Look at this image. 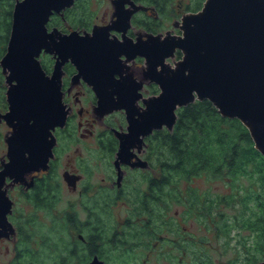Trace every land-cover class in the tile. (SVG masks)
<instances>
[{
	"label": "water",
	"instance_id": "water-1",
	"mask_svg": "<svg viewBox=\"0 0 264 264\" xmlns=\"http://www.w3.org/2000/svg\"><path fill=\"white\" fill-rule=\"evenodd\" d=\"M75 2L15 0L6 51L0 59L7 102V108L0 109V124L9 126L3 134L7 151L0 156V239H10L17 232L10 219L15 205L10 190L18 184L29 188L34 179L28 175L49 167L53 129L66 119L62 62L69 56L80 70L93 73L106 57L100 52L102 36L97 27L85 34L49 27L54 12L62 13ZM174 25L182 33H149L146 42H139V53L146 55V75L160 86L159 93L144 98V107L138 105L141 83L131 90L113 82L108 90L97 81L98 108L103 113L125 108L128 116V132L120 135L116 163L130 161L135 140L141 145L142 136L154 130L164 126L173 130L178 109L204 99L222 116L241 120L264 156V0H205L201 9L185 13ZM177 49L182 57L166 62ZM42 52H56L62 58L51 73L43 67ZM117 55L107 57L111 65L119 64ZM102 73L104 69L96 75ZM147 164L140 157L132 163ZM89 264L108 263L96 255Z\"/></svg>",
	"mask_w": 264,
	"mask_h": 264
},
{
	"label": "flooded vegetation",
	"instance_id": "flooded-vegetation-1",
	"mask_svg": "<svg viewBox=\"0 0 264 264\" xmlns=\"http://www.w3.org/2000/svg\"><path fill=\"white\" fill-rule=\"evenodd\" d=\"M77 1L71 7L77 6ZM196 2L199 0H82L79 3L81 8L78 23L74 21L76 14L71 7L52 15V28L58 27L65 33L76 29L82 34L92 33L94 27H97L102 36L100 52L106 57L99 62L101 66L93 73L80 70V66L78 67L69 56L62 62L61 92L67 116L62 125L53 129L55 145L49 167L28 175V178L34 179L29 188L18 184L11 190L17 189L35 205L51 209L56 204V199L61 197L62 188L81 195L85 213L81 224L78 223L77 211L65 210L71 225V242L75 244L80 241L88 253L87 261H79V264H89L96 255L103 259L101 251L106 243L103 229L110 227L107 219L110 212L105 213L108 206L111 210L119 203L125 204L130 214L135 208V203L142 205L143 202L152 201V179L164 178L166 181L168 175L165 162L163 166L153 164L154 136L159 130L168 129L166 126L142 136L141 145L135 140L134 145L130 147L133 153L130 161L116 163L119 159L117 152L121 143L120 135L128 132L127 112L125 108H119L103 113L98 108L100 97L96 87L105 85L104 88L111 90L115 82L135 90L136 85L141 83L138 88V105L144 107V98L159 93L160 86L146 75L149 71L146 55L139 53V42H146L149 33L168 30L175 34L182 33V29L175 26L174 22H178L187 12L201 9L203 4L196 8ZM171 20L172 26L167 27ZM116 53L119 64L111 65L107 57ZM58 54L41 53L40 59L48 73L53 72L58 61H62ZM181 57L182 51L177 49L175 56L167 57L166 62H173ZM103 69L104 73L96 75ZM158 69H161V66ZM97 81L100 82L98 85ZM162 148V151L165 150L166 145ZM137 157L146 160L148 164L132 165ZM37 197L42 199L41 205L36 203ZM128 220V227L131 228L133 222L129 217ZM13 223L16 226V235L0 240H11L14 256L17 257V245L21 240L22 230ZM114 233L116 234V231ZM155 245L157 246L156 243ZM94 249L97 251L91 254ZM70 254L78 255L77 249H71Z\"/></svg>",
	"mask_w": 264,
	"mask_h": 264
},
{
	"label": "rangeland",
	"instance_id": "rangeland-1",
	"mask_svg": "<svg viewBox=\"0 0 264 264\" xmlns=\"http://www.w3.org/2000/svg\"><path fill=\"white\" fill-rule=\"evenodd\" d=\"M171 22L166 26H172ZM8 128L5 122L0 124V156L7 151L3 134ZM154 151L167 152L159 147ZM153 164L159 165L156 157H153ZM61 174L62 170L59 171ZM176 186V190L184 194L189 189L195 190L199 195L195 198L208 205L211 213L202 214L198 208L192 211L184 195L175 197L168 207H155L156 216L151 211V214L143 213L140 203H135L130 214L125 204L119 203L111 210L108 206L105 213L110 212L107 215L110 227L103 229L106 243L101 251L108 264H258L264 260V233L259 234L249 225L261 212L255 193L251 192L254 199L250 201V208L236 203L237 196L248 194V187L253 190L257 186V190L264 192L259 178L252 179L248 175L221 178L204 172L190 182L181 180ZM165 191H169L168 187ZM10 194L16 200L11 220L22 230L21 241L17 245L22 260L36 261L35 264H79V261H87L88 253L82 243L74 242L77 247L70 240L71 225L65 213L66 209L75 210L79 216L78 223L84 221L82 197L78 192L71 193L62 188L61 197L56 199L52 209L35 205L17 189L11 190ZM166 198L165 204L168 203ZM128 217L133 222L131 228L128 227ZM73 248L77 249L78 255L70 254ZM200 252L204 255L203 263L198 261ZM14 253L11 240H0L2 264L13 263L16 259Z\"/></svg>",
	"mask_w": 264,
	"mask_h": 264
},
{
	"label": "trees",
	"instance_id": "trees-1",
	"mask_svg": "<svg viewBox=\"0 0 264 264\" xmlns=\"http://www.w3.org/2000/svg\"><path fill=\"white\" fill-rule=\"evenodd\" d=\"M81 1L78 0L77 6L70 8L76 14L74 16L76 23H78V18L80 19L79 11L81 6L79 3ZM203 1L199 0V2H196V8H200ZM14 4L15 0H0V59L6 51L12 26ZM49 24L52 25V18ZM5 90V78L0 66V109L2 110L7 108ZM177 112L178 118L173 130H159L154 136L153 147L163 149L162 146L166 145L165 150L167 152L165 156L160 151H154L153 157L154 159L156 157L160 165L164 162L167 164L168 175L166 181L164 178L163 180L155 177L152 179L153 199L151 202L142 203L143 213L151 214L152 212L156 216L157 209L155 207H168L175 197L184 195L186 197L185 200L189 201V208L192 211L198 208L202 214H210L209 206L202 204V201H198L195 198V196L199 197L195 190L189 189L185 192V194L189 195L176 190V184L179 181L190 182L195 176L204 172L212 173L215 177L221 178H236L240 175H248L252 179L259 178L264 190V156L255 147L249 129L241 120L222 116L215 105L208 99L196 100L179 108ZM167 187L169 189L168 192L164 191ZM256 188L258 187L255 186V189L250 190L248 187V194L237 196L240 202L236 199V203L242 205V207L250 208V201L254 199V194H251V192L255 193L257 207H260L259 210L261 212L249 222V225L251 229L258 231L260 234L264 233V192H260ZM165 198L168 201L167 204H165ZM224 199L226 200L227 197ZM36 203L41 205L42 199L37 197ZM167 209L169 210L170 208ZM20 241H18V244H20ZM176 244L184 246V244L177 242ZM96 251L97 249H94L91 254ZM199 254L198 261L203 263L204 255L202 252ZM22 258L21 253L17 250V257L10 264H35L36 262H26Z\"/></svg>",
	"mask_w": 264,
	"mask_h": 264
}]
</instances>
